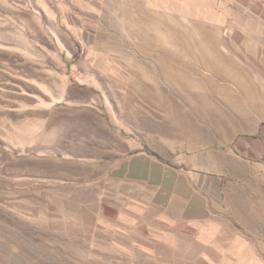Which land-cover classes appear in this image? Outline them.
Masks as SVG:
<instances>
[{"label":"rangeland","instance_id":"obj_1","mask_svg":"<svg viewBox=\"0 0 264 264\" xmlns=\"http://www.w3.org/2000/svg\"><path fill=\"white\" fill-rule=\"evenodd\" d=\"M9 1L0 0V133L10 121L28 127L31 115L34 136L26 159L0 138V264H136L106 245L104 220L115 208L105 197L112 184L104 158L109 148L130 150L126 142L135 137L140 110L144 125L167 134L155 140L163 155L169 141L188 148L201 130L238 127L239 94L233 76L223 73L233 65L217 58L216 29L209 24L217 18L213 3L192 0L194 9L186 11L185 0H112V21L124 26L109 30L74 24L90 17L80 9L104 0H49L44 19L31 16L33 6L25 2L10 10ZM56 12L69 25L59 24L64 19ZM40 81L67 90L49 91ZM57 94L73 98L50 107ZM30 99L32 112L24 116ZM25 165L27 172L33 168L32 186L11 188L9 177ZM90 179L102 198L97 227L72 202L83 194L74 184Z\"/></svg>","mask_w":264,"mask_h":264},{"label":"crops","instance_id":"obj_2","mask_svg":"<svg viewBox=\"0 0 264 264\" xmlns=\"http://www.w3.org/2000/svg\"><path fill=\"white\" fill-rule=\"evenodd\" d=\"M211 1L217 12L216 21L209 23L216 29L217 58L233 65L223 73L233 76L239 94L240 108L233 112L239 125L226 133L201 130L191 137L194 141L188 148L169 141V153L163 155L155 140H164L167 134L158 126L144 125L140 110L133 126L135 137L126 142L130 150H107L103 170L112 187L105 197L115 210L112 217L105 216L106 245L136 264H264V0ZM24 2L33 6L31 16L48 15L49 0H10L9 8L16 11ZM101 4L80 9L90 17L81 15L84 23L74 24L109 30L124 26L112 21V0ZM204 4L200 3L201 9ZM184 8L192 11L194 2L185 0ZM63 19L58 23L69 25ZM10 38V43L16 42ZM25 41L34 43L28 36ZM39 85L49 91L67 90L41 81ZM56 97L59 100L50 107H64L73 95ZM33 103L30 99L22 115L27 110L31 114ZM126 122L134 123L132 117ZM33 132L30 115L28 127L25 121H10L0 138L26 159L33 155ZM28 166V172L25 165L23 172L9 177L11 188L26 191L32 186L33 168ZM74 185L83 194L72 202L79 203L97 227L102 202L97 183L90 179Z\"/></svg>","mask_w":264,"mask_h":264},{"label":"trees","instance_id":"obj_3","mask_svg":"<svg viewBox=\"0 0 264 264\" xmlns=\"http://www.w3.org/2000/svg\"><path fill=\"white\" fill-rule=\"evenodd\" d=\"M149 151V150H148Z\"/></svg>","mask_w":264,"mask_h":264}]
</instances>
